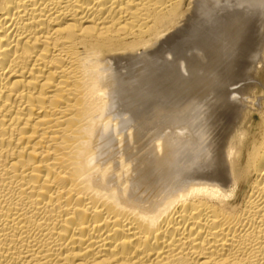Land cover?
I'll list each match as a JSON object with an SVG mask.
<instances>
[{"label":"bare ground","instance_id":"6f19581e","mask_svg":"<svg viewBox=\"0 0 264 264\" xmlns=\"http://www.w3.org/2000/svg\"><path fill=\"white\" fill-rule=\"evenodd\" d=\"M0 264H264V0H0Z\"/></svg>","mask_w":264,"mask_h":264}]
</instances>
